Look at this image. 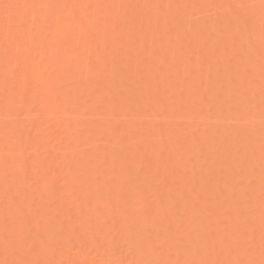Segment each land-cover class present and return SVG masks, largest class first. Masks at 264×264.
Returning <instances> with one entry per match:
<instances>
[{"label":"rangeland","instance_id":"rangeland-1","mask_svg":"<svg viewBox=\"0 0 264 264\" xmlns=\"http://www.w3.org/2000/svg\"><path fill=\"white\" fill-rule=\"evenodd\" d=\"M24 1H27L28 3ZM24 1L0 0V152H3L5 144L11 146L12 141L15 140L19 134L21 135H19V137L21 138L20 140L29 145L28 163L22 170H6L2 163V157H0V261L7 260V258L8 261L18 260L24 258L25 254V258H33L27 254L26 248L24 249V251H21L17 248L18 246H14V244L12 243L13 241L11 238V232H6V229L9 226L15 231L17 236H21V234L25 235L28 233L29 229H31L33 234L39 233L40 235L44 236L46 233V237L49 232L47 229L49 228L47 226L45 227V225H48V221L49 223L51 222L49 224L50 232H60L59 235L62 239V246L56 250H50L51 253H53L54 251L53 255L51 253L45 254L48 253L45 249L41 253V257H39V259H44V257H46L45 259H55L57 255L59 257L62 256L61 258H63L69 255L67 259H60L57 256L58 259L55 260L60 259L71 262V258H73L74 256L73 252L78 250L80 252L82 251V254L83 251H86L87 254L95 251V254H98L95 256L94 252L91 253V256L87 255L89 256L88 259L86 256L80 254L82 257H84V262L85 259H87L88 262L89 258L93 256L94 259L97 256L100 258L101 256H99V254H103V249H100L101 252H99V247H96L100 246L95 238L96 233H98V235L100 236V240L102 241V243H104L106 240V242L104 243L105 245L101 246V248L105 249L106 245L110 247L109 249H111V247H114L112 249L113 253L117 254H112L113 257H119L123 255L122 258H117V260H124V258H126L128 261H130L133 258L132 260L136 261L139 260V258L137 257H139L138 254H140V260L150 258L162 259L166 256V258H163V260L174 262L173 259H175V261L178 260L176 258H178V256L180 255L177 256V254H174V252H172L177 257L173 256L174 258L172 257L171 259H169V257L172 254L168 253V255L166 253V255H164L167 251H164L165 249H167L165 245L169 246V242L167 244L165 243L167 241L171 242L173 239H179L183 242L181 246H175L171 243L172 247L175 250L172 247H168L169 251H175L179 254L181 253V260H184V258L195 259V257L198 260H200L201 257V259L205 260L234 259L235 252L233 251H236V249L240 248L242 251L239 250L236 253L239 252L240 256L241 253H245L244 256L247 258L242 256L243 259L245 258V260H247L248 257L249 259L250 257H258L260 254L259 252H261V238L257 239V237L261 236V218L262 212H264V201H262L261 197L262 189H259L261 188V183L259 184V182H261L260 179L262 174V166H264V127H262L261 124L260 113L262 109V96L260 75V41L258 25V37L256 36L255 40V51L250 55L247 50H245L247 48L246 44L243 45L244 48L241 46L239 47L238 45L233 47L232 40L229 35H227L226 28L216 22V17L218 15H222V13L216 8L205 7V5L220 2V0H196L199 6H197L195 1L192 0H145L147 1V3L144 4V0H93L95 2L94 6H92L95 8L93 11L92 7L90 9L91 3H89V7L88 5L85 6L86 3L83 5V8H86V11H84L82 10V6L80 5V3L83 1L80 2V0H73L79 3V5L76 3L77 7L75 6V8H78L80 6L78 9H81L79 10L80 13L78 12V9H76L74 14V9H72L74 5L71 6L72 8L69 6L71 4V1L68 3L66 2L68 5L65 4V1L67 0ZM86 1L84 0V2ZM254 1L251 0V2H254L258 7L255 8L256 10L253 9L251 11L258 20L260 0ZM24 3H26L27 5H37V7H19L7 10L3 7L4 4L26 5ZM41 4L53 5L54 7L41 8L39 7V5ZM168 4H170V8L167 9L169 11H165V6H167ZM191 5H193L194 7ZM66 8H71V10L73 11L70 12L68 10L67 12ZM88 9H90V11ZM69 12L73 15L68 14ZM81 12H85V14H81ZM77 14L79 16L75 17L77 16ZM105 14L107 16H110L111 18L109 17L110 19H108ZM69 15L72 17L71 20ZM8 16L13 17V23L11 24L10 32L9 25L7 26L8 23H6L8 22ZM22 16L23 19L20 20ZM114 16L115 18H113ZM32 17L37 18L35 19V23H33ZM84 17L87 20L90 19L89 22H87ZM76 19H82L83 22H81L80 20L76 21ZM85 21L87 24H84ZM165 21H167V26H165L166 24L164 25ZM110 22H114L115 26L113 27V29L111 27L113 23ZM168 22L170 24H168ZM88 23H90L91 25ZM109 24H111V26L108 27ZM220 28L221 30L225 29V31H221ZM61 29L62 31H60ZM105 29H108V33L104 31ZM110 29L114 32L112 31L110 33ZM197 29L199 32L197 31L196 33ZM67 30L71 31L67 32ZM103 31L105 32V34H103L105 36L100 34ZM120 31H124V35L122 33H119ZM81 32H84L83 35L81 34ZM63 33H66L65 35L67 37V33H70V36L65 39V37L62 36ZM93 33L95 34V38L97 37L96 33L98 36H103L102 40L106 38L105 44L108 45H106L107 48L105 47L104 49L105 45L100 46L98 41L99 38L98 40L95 39L96 41L94 39L91 40V43L88 42L90 39L87 41L89 37H86L85 35L88 34L87 36H90ZM12 34L14 35L12 36ZM79 34L82 35H80V38L83 36L85 37L80 39L78 36ZM149 34H151V36H149ZM218 35L220 36V38ZM29 36H33V39H31V37L29 38ZM147 37H150V39L155 38L153 39L154 42H152V40L150 41L154 43V47L159 46L156 55L152 54V52L155 53L156 50L154 51L153 48L151 50V48H149L151 47V45L149 47L148 45H146L147 48L143 46L144 44H146L144 42ZM158 37H162L163 40L165 39V37H168L166 38L167 40L169 38H173L172 40H170L171 44L168 45L169 47H171V49L166 46L167 40L163 41L162 39H158ZM78 38L81 41L78 40V42ZM147 39L149 40V38ZM141 40H143L144 42L142 41V44L140 45L139 43ZM211 41H215V43ZM226 41H228L230 45L226 43ZM96 42L98 43L97 47L93 45ZM224 42L226 43V45L220 46V44H225ZM163 44L168 48H166ZM173 44L174 47H179L172 50ZM90 45H92V48L90 47ZM79 47L81 49H87L88 47L92 49H90L92 53L87 49V52L91 53V55H89L90 57L87 54V56L89 57L88 59L90 60L91 58L90 63L89 60L88 62H84L85 60L87 61V59L84 60V50H82L83 54H79ZM142 47H145V49L141 50ZM17 48H19L20 50L19 53H16ZM149 49L151 50V52L149 51ZM166 49L168 50L166 51ZM215 49H217L216 52H214ZM6 50L9 56L13 54L18 55L20 60L22 61V69L18 73L16 79L15 91L18 94L22 93L24 95H27L31 101L35 100L34 96L37 95L48 97L51 101L50 103L42 106L44 110H42V107L40 109L45 114V118L43 123L39 125L40 128L38 127V129L34 127V112L30 111L28 107H22L18 109L17 106L11 105L8 100L9 93L12 91V89H6L3 84L6 71ZM147 51H149V53ZM164 51H166L167 55ZM202 51H204V53ZM242 51L245 52L243 53ZM94 53L98 54L96 55ZM206 53H208L209 56ZM171 54L174 57L171 56ZM87 56L85 55L86 58ZM82 57L84 61L82 60L81 64H83L82 66H84V69L79 63L80 61L76 62L78 60H81ZM162 57L164 58L162 59ZM217 59H220L221 61L218 60L219 63H217ZM160 60L162 61V63L159 62L160 66H158L162 67L161 69H159V67L157 66V68L155 67L156 63L158 64L157 61ZM105 61L107 63V66L104 65ZM154 61H156L155 65L154 63H152ZM72 62L73 64L76 63L75 65H77L78 63L77 67L73 65ZM135 62L137 63V65ZM173 62L175 66L176 63L177 65L179 63L186 64H184L183 66H176V71V67L173 65ZM134 63L136 66L133 67ZM34 64L37 65L35 66ZM147 65H151V67L149 66L150 69L148 67H145ZM189 65L194 69V71L196 68L198 70L196 69L195 72L192 70L191 72V69H187ZM192 65L194 66L192 67ZM230 65L232 67H230ZM25 66L30 68L26 69ZM33 66L37 67V69L40 68L38 69V71L40 72H38L37 69ZM85 66L87 68H89L90 66V68H92V66H94V70L89 74V70H87V73V71L85 70ZM153 66L158 71H156L154 68L151 69ZM170 66H174V68H168ZM249 67H254L256 73L254 78L251 79L247 75V72L250 69ZM100 68L103 69V71H101ZM98 69H100L99 72H103V75L100 74L101 79L99 80L97 79V76L99 75L95 76L96 72L99 74ZM181 69H183V73ZM26 70L29 71L27 72ZM187 70H190V73H188L189 71L187 72ZM207 73H210L209 75H212L210 76L211 78L208 77L210 78L209 81L208 78L205 77L206 75H208ZM106 74H108L106 76V79L109 75L113 77L111 79L108 78L109 80H113L112 82L110 81L111 83L109 81L107 82L105 77H103ZM161 75L164 78H162ZM213 76L215 79H213ZM227 76L229 81L226 79ZM204 77L206 79V86L204 84ZM102 79L105 80L103 81ZM182 79L186 84L184 83V81H182ZM163 80L164 82H166L165 86L163 85L164 82L162 83ZM211 80L213 81L211 82ZM254 80L255 82H252ZM146 82L149 85L146 84ZM158 82L162 83L161 85L164 88H162ZM155 83L156 86L158 83V86L164 89V94L161 93V88L155 86ZM171 83L172 86H174L173 84H175L174 89L173 87H169ZM20 84L26 85V92L22 91L19 88L21 87L19 86ZM183 85L185 87H182ZM146 86H148L147 88L149 89H146ZM166 86L170 92L167 91L168 89H165ZM178 86H181V91H183L182 94H180L181 91H179L180 87ZM194 86L196 89L194 88ZM102 89L103 91L100 92V90ZM27 91L29 92L27 93ZM189 91L190 95L188 96ZM201 91L205 92V94L203 93L204 95H201ZM24 92L27 94H25ZM97 94L99 96H97ZM218 94H221L219 98H217ZM141 95L143 97H141ZM193 95L195 96V98ZM101 96L105 97V102L103 101L104 98ZM205 96L207 97L205 98ZM203 99H205V101ZM154 100H157V103ZM162 100L164 102L167 101L168 103L165 104ZM153 101L156 103H154L155 105L151 104V102ZM158 101H161L162 105L160 102L158 103ZM112 103L115 105L117 104V107H112ZM179 103L181 106L183 105V107H181ZM168 104H170V106H168ZM256 104L259 107L256 106ZM160 105H164V107H161ZM248 105L249 107H247ZM114 107H116L117 109H114ZM108 108H111V110H113L111 111ZM9 109L11 110L9 111ZM13 110L16 112H13ZM21 110L23 111V115L17 118V113ZM82 111H84V113H82ZM187 111L188 113H186ZM245 113L247 115H245ZM195 116L198 118L196 119ZM29 119L31 120L29 121ZM191 119H193V121H191ZM29 125H31V127ZM67 128L69 130H65ZM38 130L40 132V138L34 139L35 137H37ZM155 134H157V136ZM158 135H160L159 138ZM79 138L81 140H77ZM137 138H140L141 140L137 141ZM196 138L198 139L195 140ZM36 142H38V144ZM48 144L53 145L50 146L51 149L47 148V146L49 147ZM145 145H147L146 147L150 151L147 150ZM33 146L35 148L37 146V151L35 150V148H33ZM43 149H47L48 151H44ZM50 150H52V153L54 155L61 151L58 154H63V157H61L64 159L60 158L61 160L59 159V162L56 163L60 156L57 154V157H53L52 153L49 152ZM159 150H162L163 154L161 153L162 155L157 158V152H159ZM173 150L176 151L174 152L176 154H172L173 156L175 155L174 157L170 155L171 151ZM48 152L49 154H47ZM167 152L170 153L166 154ZM254 153L255 155H251ZM50 154L52 158H50ZM142 154H144L143 157ZM165 154L167 156L166 159H168L167 161L165 159ZM64 155H67V157ZM169 158L172 159L169 160ZM175 158L177 160L179 158L181 161H176ZM183 158H185V160H183ZM139 159L140 162H138ZM161 159L164 160L162 161ZM186 159L189 161H187ZM48 160L49 162L52 160V164L56 163L55 165H58V169H56V166L54 169H52L54 167L52 164V168L47 167L48 165L46 164L49 163ZM35 161L37 165L35 164ZM60 163L61 165L59 166ZM159 163H161V167H159L160 170H158L157 168V166H159ZM71 164L74 165L71 166ZM79 165H82L81 168ZM191 166L193 168H191ZM123 167L125 168V170L122 171ZM154 167L159 171V175L158 173H156L157 176L154 175ZM47 168H49V171L47 170ZM52 170L55 172H53ZM119 170L121 172L120 174L124 172L121 175V178L124 179L125 182L121 181L122 179L120 181L117 180L119 178H116L117 181L113 180L115 179V175H120ZM51 172L53 174H51ZM59 172H61L60 175ZM74 172L77 175L80 173L82 174L76 177H79V179L81 178L87 181H92V179L99 180H94V182H91L93 183V186L90 184V182H87V184L82 180H80L82 183H78L77 179V181L73 179V177L75 178L76 176ZM97 172L100 173V175L97 174ZM165 172H169L168 174L170 175V179L173 180L174 178L173 181L176 182L177 180V182H171L172 180L167 177L168 175H164ZM95 173L97 176L101 177L91 178L93 176H96ZM61 174L65 175L61 176ZM52 175L56 176L54 180L63 178V181H67L70 185H64L65 183L62 180H60L61 182L58 180L59 183L55 186V184L53 183H55L57 181L56 180L52 182V185L55 187V189H53L54 187H51L50 190L49 187L51 184L47 185L48 181L46 180V178L50 179L51 177V179H53ZM161 175H163V179L161 178ZM35 176H39V179H42L43 177L44 180L36 181L35 183V180L38 179L34 178ZM112 176L114 178H111V183H107V180V182L104 181V179H106L107 177ZM68 177L72 178L73 181ZM84 177H87L88 179H84ZM251 177L253 178L252 180L250 179ZM141 179L142 181H140ZM161 179L164 181H162ZM235 179L240 180L236 182ZM188 180L192 185H190L191 189L189 188L190 186L187 185ZM247 180L249 181V183ZM45 181H47V183H45ZM95 181L98 182L99 185L101 184V186H98V188L103 187L102 185H106V183L108 184L106 187L104 186L105 188L103 187L105 190L99 188L100 191L102 190V193H99V191H97L98 188H96L97 184H95ZM118 181L123 183V185L119 184ZM191 181L194 183V186ZM185 182H187V184ZM44 183L47 185L45 187L55 194H52L54 196H52L53 198H50V191L43 190L45 189L42 186L44 185ZM115 183H118L119 187L114 186L116 185ZM89 185H91V187H89L92 191L91 196L94 194L96 196L93 197L97 198L93 200H97L101 204L97 205L95 204L96 202L93 203L90 200L92 199V197L89 196L91 192L90 190H88ZM63 186L66 188H63ZM168 186L169 190L172 189L170 193L167 192ZM219 186H222L224 189L222 187L219 188ZM256 187L257 189L255 190ZM120 188H122L121 191ZM79 189L82 191L84 190L85 194ZM140 189H142V191ZM189 189L192 193L189 192ZM230 189L232 190L230 191ZM258 189L260 192L258 191ZM64 190L65 192L69 190L66 193L71 196L72 194L70 193H72L73 191H79L77 193H79L80 195H76V200L73 199L75 202L73 201L74 203H70L72 200H70L71 196L67 198L68 196L66 197L64 195L65 193L63 194V196H59L62 195ZM138 190H140V193L143 192L142 195L144 194L143 196L140 195V198L134 195V192H137ZM242 191L244 193L247 191V195L246 193L245 195H242L241 193L239 194V192ZM103 192H106L107 195ZM255 192L256 194H259L258 199L257 197L254 198L253 196ZM73 193L76 194V192ZM167 193L169 196H166ZM171 193L172 195H170ZM81 194H84L82 195L83 197L77 199L79 198L78 196H81ZM55 196L56 198L59 196L58 198L60 200L55 199ZM87 196L91 197L89 199L91 205H85L88 199L86 201H84V199ZM117 196H121L122 200L118 199ZM144 196L146 197L142 198ZM107 197L109 199H107ZM175 197H178L179 200ZM102 198L104 199V201ZM169 198L171 199V201H179L178 204L175 202H173V204H171V202L166 203L168 202L167 199ZM138 199H142L144 204H142L141 200H139L140 203L137 202ZM164 199H166L167 201L165 202ZM180 199H183V201ZM61 200H64L65 203L63 202L62 204H60L59 202H61ZM76 201L78 202V204L80 202L79 205L83 208L81 210L80 207V211L82 212H78L77 208L79 207V205L76 203ZM108 201L110 202V204ZM161 202L164 203L162 204ZM66 203L69 205L67 206ZM193 203L197 205L193 206ZM58 204L60 208L57 206ZM70 204L72 207L70 206ZM117 204L120 205V207H118ZM175 204L177 206H173ZM60 205L62 206V210ZM102 206L104 208H102ZM105 206H107L106 211ZM9 207L11 208L9 209ZM69 207L74 210L71 211ZM93 208L97 209H94L93 212ZM109 208L111 209L107 211ZM147 209L148 212L145 211ZM143 210L148 214L146 218H142L143 214L141 213H145L143 212ZM67 211L68 213L65 214V212ZM126 212L129 215V218H127L131 221L129 222L130 224L126 223L129 221L128 219L126 221V218L124 217V214ZM130 212L132 214H130ZM94 213L95 215L98 213L99 216L98 214L96 215L98 217H95L94 215L92 219L91 214ZM118 213L121 215L118 216ZM158 213H160V215L163 213V215L159 216ZM42 214H44V216ZM67 215L70 217V219ZM207 215L209 217H207ZM46 216L49 219H47ZM112 216L113 218H111L110 220V217ZM155 216L156 218H154ZM236 216L238 217L236 218ZM95 218L98 219L96 220ZM157 218L160 220H158ZM231 218H234V222H232ZM256 218H258V221ZM118 219H120V221ZM124 219L126 222L123 221ZM145 219H147V223L151 219V221L149 222L150 228L148 226V228L145 227ZM246 219H248L249 222H247ZM61 221H65L64 223H61L62 230H60L61 228H59V230L57 228L56 231V229L54 228L57 226L59 227L58 223ZM81 222L87 225L84 224V227H80L82 226ZM74 223H76V225H79L77 226L79 228L75 227L74 230L76 232L74 231V234L72 235L71 233H73V229L70 230L69 225H73ZM110 223H113L111 225L112 228L120 227L121 229H112L111 226H109ZM122 223L128 224L129 229L127 230V232L126 230H123V228H127H125L126 225L125 227L122 226ZM43 225V229L45 228L44 231L46 232L42 230ZM231 225L234 226V228H232L233 230L231 229L232 231H230V228L232 227ZM101 226H103L105 230H103V227ZM20 228L24 231H21ZM257 228H259L260 230H258ZM106 229H112V231L115 233L114 236L112 235L113 233L111 231L108 232L110 234H106ZM69 230L71 231V235L69 234ZM84 230L89 231L86 232ZM96 230H100L101 232H98ZM134 230L137 234H135ZM170 230H172V237L170 236ZM42 231L44 232V234ZM118 231L120 232L118 233ZM213 231L214 233H216V235L213 233ZM222 231L224 232V234L220 236ZM122 232L124 233L122 234ZM86 233H88V235ZM149 233H151V239L154 244L161 249L158 257L149 258L150 255H148L144 250H142L143 253H140V248L132 247L135 244H133V242L137 238H139L141 235L147 236ZM6 235L9 236V242L7 245L5 244ZM168 235L171 239L167 237ZM183 236H185V238ZM216 236L218 237V239H216ZM219 236H224L225 238H223V240L227 237V240L225 241H228V239L229 241L230 239L234 240L231 242H233V244L239 243L240 246H237L236 249L233 248L232 251H229L228 248L226 249L225 244L222 243L223 241H221L222 239ZM120 237H125L126 239L124 238V240ZM161 238L164 241L165 239L167 241H165L164 243ZM109 239H111V241ZM219 239H221L220 242H218ZM107 240L110 242H108ZM214 240L215 242L217 240V242H213ZM10 241H12L11 244ZM113 241H115L116 243L114 244ZM126 241L132 243H130L129 245V242H127L128 244L124 243ZM159 241H162L163 243H160ZM190 241L191 243H189ZM249 241H251V244H249ZM102 243L100 244L102 245ZM110 244L111 246H109ZM126 244L128 246H126ZM188 244L189 246H187ZM215 244H218V246H215L216 248L214 247ZM163 245L164 248L166 247L165 249L161 248ZM134 246H136V244ZM13 247H16L17 249ZM193 247H197V250L199 249L198 251L201 253V255L196 250V248H194L195 250L193 251ZM14 249H16V251ZM90 249H92V251ZM107 249L106 253L109 256L108 253L112 250L107 252ZM179 249H181V252L179 251ZM88 250L90 251L88 252ZM43 254H45L46 256H42ZM125 254L126 257H124ZM4 255H6V259L4 258ZM49 255L50 257H52L49 258ZM78 255L77 257L73 258L75 261L78 260ZM98 257L95 260L92 258L90 260H94V262L96 261L97 263L95 262V264H101L102 262H100V259L103 257H101L100 259ZM109 257L111 258L112 256ZM130 257L132 258L130 259ZM237 257L239 258V256ZM258 258L262 257L259 256ZM107 259L108 258L106 256V260ZM255 260L258 264L259 260ZM90 262L93 263L92 261ZM79 263L81 264V262Z\"/></svg>","mask_w":264,"mask_h":264},{"label":"snow or ice","instance_id":"snow-or-ice-1","mask_svg":"<svg viewBox=\"0 0 264 264\" xmlns=\"http://www.w3.org/2000/svg\"><path fill=\"white\" fill-rule=\"evenodd\" d=\"M3 7L7 9L19 8V7H37V5H19V4H4ZM41 8L54 7L53 5L41 4ZM205 7H211L218 9L222 15L216 17V22L223 25L227 34L232 40L233 46L247 45V52L251 55L255 51V40L257 36V25L259 29V41H260V75H261V96H262V109H261V124L264 127V0H260L259 3V19L251 10L255 9L257 5L252 3L251 0H220ZM9 32L11 31V24L13 19L8 16ZM33 23H35V17H33ZM19 48L16 49V53H19ZM6 71L4 77V87L6 89L11 88L12 91L9 93L8 100L10 104L17 106L18 108L28 107L30 111L35 113L34 127L38 128L43 123L45 114L40 110L42 106L50 103L48 97H42L37 95L35 102L31 101L27 95L18 94L15 91L16 79L19 71L22 69V61L18 55L7 54L5 56ZM248 77L254 78L255 70L254 67L250 68L247 72ZM26 87V85H23ZM23 115V111L17 113V118ZM40 133H37L39 139ZM29 145L25 144L19 139V135L15 140L12 141L11 146L5 144L4 150L0 153L2 157V163L6 170H22L28 163ZM261 197L264 201V166H262L261 174ZM262 230H261V260L259 264H264V212H262ZM11 232V238L14 246H18V249L23 251L27 249L29 256L33 258H21L18 260H4L0 261V264H71L69 261L55 260V259H39L41 253L45 249L56 250L62 246V239L58 233H48L47 236L40 235L39 233L33 234L29 229L27 235L17 236L15 231L9 226L6 232ZM97 243H102L100 236L96 237ZM9 242V236H5V244ZM115 244L116 242L113 241ZM132 243V242H130ZM134 243L138 248L144 250L151 257H158L161 249L157 247L151 239V233L147 236L141 235L137 238ZM171 243L175 246H181L182 241L179 239H173ZM225 246L232 251L234 244L231 241L222 242ZM251 244V241H249ZM102 264H257L253 259H225V260H205V259H185L177 260L175 262L162 260V259H143L136 261L127 260H112L104 261Z\"/></svg>","mask_w":264,"mask_h":264},{"label":"bare ground","instance_id":"bare-ground-1","mask_svg":"<svg viewBox=\"0 0 264 264\" xmlns=\"http://www.w3.org/2000/svg\"><path fill=\"white\" fill-rule=\"evenodd\" d=\"M18 1H19V0H18ZM22 1H24V0H22ZM70 1H71V2H70ZM75 1H76V0H75ZM75 1H73V0H69V1L67 0V1H65V4H67L68 2L71 3V4L69 3V4H70V5H69L70 7H71L72 5H74L73 8L71 7L72 9H74V11L71 10V8H70V9H67V8H66L67 12H68V10H69L70 12L73 11V14H74L75 10L78 9V8L80 7V6H79L78 8H75V6L77 7V4L79 5V3L75 2ZM81 1H83V2H81ZM85 1H86V0H85ZM89 1H90V2H89ZM91 1H93V0H88V1H86V2H84V0H80V2H81L80 5L82 6V10L86 11V10H85L86 8H83V5H84L85 3H86L85 6L88 5V7H89V3H91V5H90V9H91V7L94 6V4H95L94 1H93V2H91ZM144 1H145V0H144ZM144 1H143V4H144V3H147V1H145V2H144ZM186 1H187V0H186ZM190 1H191V0H190ZM192 1H195V3L197 4L196 0H192ZM202 1H205V0H202ZM253 1H254V0H253ZM24 2H27V1H24ZM66 2H67V3H66ZM78 2H79V1H78ZM254 2H255V1H254ZM254 2H253V3H254ZM27 3H28V2H27ZM76 3H77V4H76ZM92 3H93V4H92ZM257 3H258V2H257ZM259 3H260V2H259ZM22 4H23V3H22ZM24 4H26V3H24ZM75 4H76V5H75ZM26 5H27V4H26ZM28 5H29V4H28ZM67 5H68V4H67ZM67 5H66V6H67ZM118 5H119V4H118ZM158 5H159V4H158ZM169 5H170V4H168L167 6H165V7H166V8H165V9H166L165 11H169V10H167V9L170 8ZM186 5H187V4H186ZM186 5H185V6H186ZM202 5H203V4H202ZM64 6H65V5H64ZM69 6H68V7H69ZM85 6H84V7H85ZM191 6H193V5H191ZM197 6H199V5L197 4ZM88 7H87V8H88ZM193 7H194V6H193ZM257 7H258V6H257ZM179 8H180V7H179ZM90 9H88V10L90 11ZM94 9H95V8L92 7V11H93ZM119 9H120V7H119ZM185 9H186V8H185ZM189 9H190V8H189ZM18 10H19V9H18ZM79 10H81V9H78V12L80 13ZM88 10H87V11H88ZM255 10H256V9H255ZM257 10H258V9H257ZM15 11H17V10H15ZM70 12H69L68 14H70ZM118 12H119V11H118ZM19 13H20V12H19ZM24 13H25V12H24ZM82 13L85 14V12H81V14H82ZM219 13H220V12H219ZM8 14H9V13H8ZM73 14H70V15H73ZM95 14H96V13H95ZM70 15H69V16H70ZM105 15H106V14H105ZM114 15H116V14H114ZM165 15H166V14H165ZM213 15H214V14H213ZM6 16H7V15H6ZM24 16H25V15H24ZM78 16H79V15L77 14V16H75V17H78ZM91 16H92V12H91ZM106 16H107V15H106ZM117 16H118V14H117ZM117 16H116V17H117ZM17 17H18V16H17ZM75 17H74V18H75ZM107 17H108V19L111 18L110 16H107ZM109 17H110V18H109ZM12 18H13V17H12ZM19 18H20V17H19ZM32 18H33V17H32ZM71 18H72V17L70 16V20H71ZM84 18H85V17H84ZM87 18H88V17H87ZM113 18H115V16H114ZM21 19H23V16L20 18V20H21ZM35 19H37V18L35 17ZM85 19H86V18H85ZM85 19H84V20H85ZM79 20H80L81 22H83L82 19H78V20L76 19V21H79ZM86 20H87V19H86ZM89 20H90V19H88L87 22H89ZM93 20H94V19H93ZM6 21H7V19H6ZM73 21H74V19H73ZM91 21H92V20H91ZM6 23H8V22H6ZM76 23H77V22H76ZM110 23H113V24H112V26H111V24H109L108 27L111 26L112 29H113V27L115 26V25H114V22H110ZM166 23H167V21L164 22V25H165ZM84 24H87L86 21H85ZM88 24H90V23H88ZM105 24H106V23H105ZM157 24H158V23H157ZM168 24H170V23L168 22ZM78 25H79V24H78ZM82 25H83V24H82ZM90 25H91V24H90ZM106 25H107V24H106ZM106 25H104V26H106ZM154 25H155V24H154ZM7 26H8V24H7ZM165 26H167V24H166ZM222 26H223V25H222ZM65 27H66V26H65ZM188 27H190V26H188ZM4 28H5V27H4ZM63 28H64V27H63ZM79 28H80V27H79ZM104 28H105V27H104ZM150 28H151V27H150ZM198 28H199V27H198ZM218 28H219V27H218ZM65 29H66V28H65ZM65 29H64V30H65ZM185 29H186V28H185ZM195 29H196V28H195ZM207 29H208V28H207ZM110 30H111V29H110ZM110 30H109V32L111 33L113 30H111V31H110ZM187 30H188V29H187ZM211 30H212V29H211ZM215 30H216V29H215ZM215 30H214V31H215ZM220 30H221V28H220ZM220 30H219V31H220ZM223 30L225 31V29H223ZM223 30H221V31H223ZM60 31H62V29H61ZM70 31H71V30H70ZM70 31L67 30V32H70ZM104 31H105L106 33H108V29H105ZM104 31L101 32L100 34H102V35L105 34ZM197 31H198V29L196 30V33H197ZM217 31H218V30H217ZM226 31H227V30H226ZM113 32H114V31H113ZM198 32H199V31H198ZM210 32H211V31H210ZM16 33H17V32H16ZM83 33H84V32H81L82 35H83ZM119 33H122V34H123L124 31H123V32L120 31ZM215 33H216V32H215ZM65 34H66V33H65ZM65 34H64V33L62 34V36L65 37V39L68 38V37L70 36V33H69V34L67 33L68 37H67ZM81 34L78 35L79 38H80V35H81ZM98 34H99V33H98ZM116 34H118V33H116ZM160 34H161V33H160ZM180 34H181V33H180ZM219 34H220V33H219ZM224 34H225V32H224ZM5 35H6V34H5ZM13 35H14V34H12V36H13ZM15 35H18V34H15ZM30 35H32V34H30ZM82 35H81V36H82ZM87 35H88V34H87ZM87 35H85L86 37H89V38L87 39V41L90 39L88 42L91 43V40H93V39H94V40H95V39L98 40V38H99L98 41H99L100 46H104V45H105V46H104V49H105V47L107 48L108 45L105 44V39H106V38L104 37L105 39L102 40V39H103V36H105V35H103V36H102V35H99V36H98L97 33H96V36H97L96 38H95V34H94V33L90 35L91 37H90V36H87ZM93 35H94V36H93ZM120 35H121V34H120ZM123 35H124V34H123ZM125 35H126V34H125ZM182 35H183V34H182ZM227 35H228V34H227ZM85 36H83V37H85ZM92 36H93L94 38H93ZM100 36H102V37H100ZM126 36H127V35H126ZM145 36H146V35H145ZM149 36H151V34H149ZM160 36H162V35H160ZM160 36H159V37H160ZM163 36H164V34H163ZM165 36H166V35H165ZM191 36H192V35H191ZM211 36H212V35H211ZM218 36H219V35H218ZM30 37H31V36H29V38H30ZM32 37H33V36H32ZM32 37H31V39H33ZM83 37H81V38H83ZM141 37H142V36H141ZM159 37H158V39H162V37H161V38H159ZM189 37H190V36H189ZM208 37H209V36H208ZM216 37H217V36H216ZM257 37H258V36H257ZM53 38H54V37H53ZM79 38L77 39V41L81 39V38H80V39H79ZM143 38H145V37H143ZM147 38H149V40H148ZM147 38H146V39H147L149 42L145 39V42H144L143 40H141L139 44L141 45V44H142L141 42L143 41L144 43H146V44H144L143 46L146 47V45H148V47H149V46L151 45V47H149V48H151V50H152V48H153L154 51L156 50L155 53L152 52V54H155V55H156V52H158L157 50H158L159 46H158V47H156V46L154 47V43H152V42H154L153 39H155V38H152V39H150V37H147ZM163 38H164V37H163ZM166 38H168V37H165V39H164V40L162 39V40L165 41V40H167ZM219 38H220V36H219ZM219 38H218V40H219ZM133 39H134V38H133ZM172 39H173V38H172ZM172 39L169 38V39L166 41V44H167L166 46H168L169 44H171V41H170V40H172ZM193 39H194V38H193ZM257 39H258V38H257ZM70 40H71V39H70ZM100 40H101V43H100ZM150 40H152V42H151ZM162 40H159V41H162ZM195 40H196V39H195ZM207 40H208V39H207ZM227 40H228V39H227ZM77 41H76V42H77ZM80 41H81V40H80ZM95 41H96V40H95ZM95 41H94V42H95ZM102 41H104V42H102ZM168 41H169L170 43H169ZM31 42H32V40H31ZM78 42H79V41H78ZM78 42H77V43H78ZM203 42H204V41H203ZM211 42L215 43V41H211ZM222 42H223V41H222ZM0 43H1V42H0ZM103 43H104V44H103ZM106 43H107V41H106ZM149 43H150V44H149ZM159 43H160V42H159ZM178 43H179V42H178ZM192 43H193V42H192ZM224 43H225V42H224ZM226 43H228V41H226ZM226 43H225V44H220V46H221V45H226ZM87 44H88V43H87ZM95 44H96V45H95ZM102 44H103V45H102ZM207 44H208V43H207ZM228 44H229V43H228ZM93 45L97 47V46H98V43L96 42V43H94ZM106 45H107V46H106ZM152 45H153V46H152ZM156 45H157V44H156ZM159 45H160V44H159ZM161 45H162V44H161ZM163 45H164V44H163ZM188 45H189V44H188ZM210 45H211V43H210ZM229 45H230V44H229ZM232 45H233V44H232ZM232 45H231V46H232ZM91 46H92V45H90V47H91ZM164 46H165V45H164ZM166 46H165V47H166ZM208 46H209V45H208ZM238 46H239V45H238ZM81 47H83V46H81ZM139 47H140V46H139ZM145 47H144V48L142 47L141 50H142V49H145ZM165 47H164V48H165ZM168 47H169V46H168ZM168 47H166V48H168ZM178 47H179V46H178ZM178 47H177V48H178ZM225 47H226V46H225ZM233 47H234V46H233ZM239 47H240V46H239ZM239 47H238V48H239ZM79 48H80V47H79ZM91 48H92V47H91ZM91 48L88 47L87 49H88L89 51H91V50H92ZM94 48H95V47H94ZM102 48H103V47H102ZM146 48H147V47H146ZM160 48H161V47H160ZM164 48H163V49H164ZM175 48H176V46L174 47V44H173V48H172V50L175 49ZM177 48H176V49H177ZM182 48H183V47H182ZM215 48H216V47H215ZM229 48H230V47H229ZM238 48H237V50H238ZM243 48H244V47H243ZM87 49H86V48H82V49L80 48V49H79V51H80L79 54H81V53L83 54V51H82V50H84V54H83L84 56H83V57H84V60L87 59V61H86V60L84 61V60H83V57H82L81 60H78V61H76V62H79V61H80V62H79L80 64L82 63V60H83L84 62H88V60H89L88 58L90 57L89 55H91L92 51H91V53H90V52H87V51H88ZM90 49H91V50H90ZM169 49H171V47H169ZM222 49H223V48H222ZM225 49H227V48H225ZM240 49H241V48H240ZM240 49H239V50H240ZM246 49H247V48H246ZM246 49H245V50H246ZM96 50H97V49H96ZM147 50H148V49H147ZM151 50L149 49L150 52H151ZM167 50H168V49H166V51H167ZM172 50H171V51H172ZM181 50H183V49H181ZM195 50H196V49H195ZM216 50H217V49H215L214 52H216ZM81 51H82V52H81ZM149 51H147V52L149 53ZM160 51H161V50H160ZM166 51H164V52L166 53ZM224 51H225V50H224ZM240 51H241V50H240ZM85 52H86V54H85ZM178 52H179V51H178ZM193 52H194V51H193ZM202 52L204 53V51H202ZM212 52H213V51H212ZM212 52H211V54H212ZM242 52H243V51H242ZM244 52H245V51H244ZM244 52H243V53H244ZM170 53H171V52H170ZM172 53H173V52H172ZM87 54H88L89 57L87 56ZM94 54H96V53H94ZM97 54H98V53H97ZM97 54H96V55H97ZM206 54H208V53H206ZM85 55L87 56V58L85 57ZM99 55H100V54H99ZM149 55H151V54H149ZM166 55H167V53H166ZM108 56H109V55H108ZM158 56H159V55H158ZM171 56H173V55L171 54ZM208 56H209V54H208ZM213 56H214V55H213ZM249 56H250V55H249ZM52 57H53V56H52ZM95 57H96V56H95ZM97 57H99V56H97ZM173 57H174V56H173ZM173 57H172V58H173ZM205 57H206V56H205ZM163 58H164V57H162V59H163ZM198 58H199V57H198ZM206 58H207V57H206ZM218 58H219V57H218ZM221 59H223V58H221ZM90 60H91V58H90ZM90 60H89V63L91 62ZM108 60H109V59H108ZM108 60H106V61H108ZM153 60H157V59H153ZM218 60H220V59H217V63H219ZM71 61H73V60H71ZM106 61L104 62V65L107 66ZM110 61H111V59H110ZM172 61H175V60H172ZM220 61H221V60H220ZM222 61H223V60H222ZM42 62H44V61H42ZM42 62H41V63H42ZM69 62H70V61H69ZM133 62H134V61H133ZM136 62H137V61H136ZM136 62H135V63H136ZM155 62H156V61H154V62H152V63H154V65H155ZM157 62H158V64L156 63L155 67H156V66L159 67V66H160L159 64L162 63L161 60H160V61H157ZM159 62H160V63H159ZM187 62H188V61H187ZM105 63H106V64H105ZM135 63L133 64V67L137 65V63H136V65H135ZM39 64H40V63H39ZM72 64H73V62H72ZM75 64H76V63H75ZM75 64H73V65H75ZM184 64H186V63H184ZM184 64L179 63L178 65H182V66H183ZM242 64H243V63H242ZM249 64H250V63H249ZM34 65H35V64H34ZM36 65H37V64H36ZM36 65H35V66H36ZM73 65H72V66H73ZM77 65H78V63H77ZM77 65H75V66L77 67ZM82 65H83V64H81V66H82ZM145 65H146V64H145ZM158 65H159V66H158ZM163 65H164V64H163ZM173 65L175 66L174 62H173ZM178 65H177V63H176V66H177V67H178ZM28 66H29V65H28ZM35 66H33V67H35ZM38 66H39V65H38ZM102 66H103V63H102ZM149 66L151 67V65H149ZM149 66L147 65V66H145V67H148V68L150 69ZM164 66H165V65H164ZM174 66H172V67L170 66V67H168V68H174ZM176 66H175V67H176ZM193 66H194V65H192V67H193ZM222 66H223V65H222ZM248 66H249V65H248ZM25 67H26V66H25ZM31 67H32V66H31ZM82 67H83V69H84V66H82ZM85 67H86V66H85ZM88 67H89V66H88ZM90 67H91V66H90ZM90 67H89V68H87V67L85 68L86 71L89 70V74L91 73V71L94 70V68H93L94 66H92L93 69L90 68ZM104 67H105V66H104ZM157 67H156V68H157ZM177 67H176V71H177ZM185 67H186V65H185ZM189 67H190V65L187 67V69H191V72H192V70L194 71L193 68H191V67L189 68ZM223 67H224V66H223ZM230 67H232V66L230 65ZM27 68H30V67H26V69H27ZM35 68L37 69V67H35ZM153 68H154V66H153L151 69H153ZM161 68H162V67H159V69H161ZM249 68H250V67H249ZM38 69H40V68H38ZM38 69H37V71H38ZM91 69H92V70H91ZM100 69H101V68H100ZM100 69H98V72L100 71ZM154 69H155V68H154ZM178 69H179V68H178ZM196 69H197V68H196ZM196 69H195V71H196ZM227 69H228V68H227ZM155 70H156V69H155ZM170 70H171V69H170ZM174 70H175V69H174ZM181 70H182V73H183V69H181ZM181 70H180V71H181ZM197 70H198V69H197ZM209 70H210V69H209ZM209 70H208V71H209ZM246 70H247V69H246ZM22 71H23V70H22ZM26 71H27V70H26ZM28 71H29V70H28ZM28 71H27V72H28ZM32 71H34V70H32ZM86 71H85V72H86ZM96 71H97V70H96ZM101 71H103V69H101ZM146 71H147V70H146ZM150 71H152V70H150ZM153 71H154V70H153ZM156 71H158V70H156ZM156 71H155V73H156ZM184 71H186V70H184ZM188 71H189V72H188ZM195 71H194V72H195ZM19 72H20V71H19ZM27 72H26V73H27ZM38 72H40V71H38ZM38 72H37V74H38ZM187 72L190 73V70H187ZM257 72H258V71H257ZM87 73H88V71H87ZM179 73H180V72H179ZM258 73H259V72H258ZM258 73H257V75H258ZM34 74H35V73H34ZM94 74H95V73H94ZM94 74H93V75H94ZM100 74L103 75V72H102V73L99 72V74L96 72V74H95V76H96V75H99V76H97V79H98V80L101 79ZM207 74H208V75L205 76V77H207V78L210 77V76H212V75H209L210 73H207ZM255 74H256V73H255ZM107 75H108V74L104 75L103 77H105V79H106V76H107ZM182 75H183V74H182ZM31 76H32V74H31ZM41 76H42V75H41ZM161 77H162V75H161ZM205 77H204V79H205ZM108 78H109V79L113 78L111 75H109V76L107 77L106 80H107V82H108V81H109V82H110V81H111V82L113 81V80H109ZM162 78H164V77H162ZM210 78H211V77H210ZM210 78H208V81H209ZM221 78H222V77H221ZM240 78H241V77H240ZM105 79H102V80L104 81ZM213 79H215L214 76H213ZM226 79L228 80V76H227ZM232 79H233V78H232ZM35 80H36V79H35ZM164 80H165V79H164ZM164 80L162 81V83L164 82ZM191 80H192V79H191ZM224 80H225V79H224ZM182 81H184V80L182 79ZM192 81H193V80H192ZM192 81H191V82H192ZM202 81H203V80H202ZM212 81H213V80H211V82H212ZM228 81H229V80H228ZM27 82H28V81H27ZM111 82H110V83H111ZM147 82H148V81H147ZM147 82H146V84H148ZM160 82H161V81H160ZM160 82H158V83L161 85L162 83H160ZM179 82H180V81H179ZM198 82H199V81H198ZM198 82H197V84H198ZM205 82H206V79H205V81H204V84H205ZM238 82H239V81H238ZM252 82H255V80L252 81ZM259 82H260V81H259ZM21 83H22V82H21ZM104 83H105V82H104ZM158 83H157V86H156V83H155V86H156V87H159V88L162 87V88H164L162 85H161V87L158 86ZM165 83H166V82H164V84H163L164 86H165ZM169 83H170V82H169ZM182 83H183V82H182ZM184 83H185V81H184ZM192 83H193V82H192ZM216 83H217V82H216ZM38 84H39V83H38ZM108 84H109V83H108ZM180 84H181V83H180ZM185 84H186V83H185ZM194 84H195V83H194ZM204 84H202V85H204ZM1 85H2V84H1ZM22 85H23V84H20L19 86H21V87H19V88H20L22 91H25L26 89H25V87H23ZM148 85H149V84H148ZM173 85H174V86H172V83H171V85H170L169 87H173V89H174L175 84H173ZM178 85H179V84H178ZM191 85H192V84H191ZM206 85H207V84H205V86H206ZM259 85H260V84H259ZM176 86H177V84H176ZM243 86H244V85H243ZM147 87H148V86H146V89H149V88H147ZM178 87H180V90H179V89H177V90L181 91V90H182V89H181V86H178ZM182 87H185V86L183 85ZM191 87H193V86H191ZM23 88H24V89H23ZM162 88L160 89V91H162L161 93H163V91H164V89H162ZM189 88H190V87H189ZM194 88H195V86H194ZM201 88H202V87H201ZM204 88H205V87H204ZM0 89H1V88H0ZM165 89H168L167 86L165 87ZM195 89H196V88H195ZM213 89H214V88H213ZM231 89H232V88H231ZM248 89H249V88H248ZM16 90H17V89H16ZM32 90H33V89H32ZM158 90H159V89H158ZM186 90H188V89H186ZM189 90H190V89H189ZM202 90H203V89H202ZM206 90H208V89H206ZM216 90H217V89H216ZM250 90H251V89H250ZM101 91H103V89L100 90V92H101ZM167 91H169V89H168ZM179 91H178V92H179ZM25 92H26V91H25ZM25 92H24V93H25ZM28 92H29V91H27V93H28ZM100 92H99V93H100ZM169 92H170V91H169ZM213 92H214V91H213ZM224 92H225V91H224ZM27 93H25V94H27ZM99 93H98V94H99ZM103 93H104V92H103ZM182 93H183V91L180 92V94H182ZM203 93L205 94V92H202V91H201V95H202ZM220 93H221V92H220ZM98 94H97V96H99ZM163 94H164V93H163ZM163 94H162V95H163ZM185 94H186V93H185ZM195 94H196V93H195ZM204 94H203V95H204ZM216 94H217V92H216ZM189 95H190V91H189L188 96H189ZM199 95H200V94H199ZM220 95H221V94H218L217 98H219ZM222 95H223V94H222ZM103 96H104V94H103ZM103 96H101V97H103ZM193 96H194V95H193ZM208 96H209V95H208ZM214 96H215V95H214ZM35 97H36V96H34V98H35ZM141 97H143V96L141 95ZM201 97H202V96H201ZM206 97H207V96H205V98H206ZM215 97H216V96H215ZM221 97H222V96H221ZM252 97H253V96H252ZM103 98H104L103 101L105 102V97H103ZM139 98H140V97H139ZM189 98H190V97H189ZM194 98H195V96H194ZM211 98H212V97H211ZM217 98H216V99H217ZM248 98H249V97H248ZM32 99H33V98H32ZM161 99H162V97H161ZM185 99H186V98H185ZM208 99H209V98H208ZM99 100H100V98H99ZM181 100H182V99H181ZM203 100L205 101V99H203ZM218 100H219V99H218ZM33 101H35V100H33ZM154 101H156V103H157V100H154ZM154 101L151 102V104L155 105L156 103H155ZM162 101H163V100H162ZM165 101H166V100H165ZM183 101H184V100H183ZM192 101H194V100H192ZM197 101H198V100H197ZM247 101H248V100H247ZM100 102H101V101H100ZM104 102H103V103H104ZM159 102L161 103V101H158V103H159ZM163 102H164V101H163ZM113 103H114V101H113ZM113 103L111 104V106H112V107H113V106H116V107H117V104L115 105V104H113ZM154 103H155V104H154ZM164 103L167 104L168 102L166 101V102H164ZM185 103H186V102H185ZM193 103H194V102H193ZM197 103H198V102H197ZM197 103H196V104H197ZM165 104H164V105H165ZM181 104H182V101H181ZM190 104H191V103H190ZM11 105H12V104H11ZM153 105H151V106H153ZM161 105H162V103H161ZM161 105H160V106H161ZM164 105L161 106V107H164ZM179 105H180V103H179ZM179 105H178V106H179ZM165 106H166V105H165ZM168 106H170V104H168ZM180 106H181V105H180ZM190 106H191V105H190ZM222 106H223V105H222ZM222 106H221V108H222ZM254 106H255V105H254ZM256 106H258V105L256 104ZM7 107H8V105H7ZM13 107H14V106H13ZM112 107H111V108H112ZM116 107H114V109H117ZM181 107H183V105H182ZM247 107H249V105H248ZM258 107H259V106H258ZM258 107H257V108H258ZM111 108H108V109L111 110ZM156 108H157V106H156ZM158 108H159V106H158ZM165 108H166V107H165ZM168 108H169V107H168ZM188 108H189V107H188ZM188 108H187V109H188ZM193 108H194V107H193ZM193 108H192V109H193ZM7 109H8V108H7ZM18 109H20V108H18ZM189 109H190V108H189ZM243 109H245V108H243ZM10 110H11V109H9V111H10ZM42 110H44L43 107H42ZM112 110H113V109H112ZM112 110H111V111H112ZM247 110H248V109H247ZM253 110H255V109H253ZM256 110H257V109H256ZM190 111H191V110H190ZM13 112H16V111L13 110ZM257 112H258V111H257ZM82 113H84V111H82ZM186 113H188V111H187ZM186 113H185V114H186ZM249 113H250V112H249ZM260 113H261V112H260ZM258 114H259V113H258ZM187 115H188V114H187ZM245 115H247V114L245 113ZM183 116H185V115H183ZM188 116H189V115H188ZM183 118H184V117H183ZM195 118L197 119L198 117L195 116ZM244 118H246V117H244ZM193 119H194V117H193ZM193 119H191V121H193ZM30 120H31V119H29V121H30ZM34 120H35V119H34ZM26 121H27V120H26ZM195 121H196V120H195ZM115 123H116V122H115ZM163 123H164V122H163ZM116 124H117V123H116ZM29 126L31 127V125H29ZM67 126H68V125H67ZM69 126H70V124H69ZM39 128H40V126H39ZM41 128H42V127H41ZM59 128H60V127H59ZM68 128H69V127H68ZM68 128L65 129V130H69V129H70V128H69V129H68ZM22 129H24V128H22ZM37 129H38V128H37ZM56 129H57V128H56ZM29 130H30V129H29ZM61 130H62V129H61ZM72 130H73V129H72ZM246 130H247V129H246ZM30 131H31V130H30ZM44 131H45V130H44ZM37 132H39V130H38ZM39 133H40V132H39ZM73 133H74V132H73ZM163 133H164V132H163ZM43 134H44V133H43ZM47 134H48V133H47ZM54 134H55V132H54ZM248 134H249V133H248ZM0 135H1V134H0ZM19 135H20V134H19ZM66 135H67V134H66ZM155 135L157 136V134H155ZM20 136H21V135H20ZM46 136H47V135H46ZM75 136H76V135H75ZM159 136H160V135H158V138H159ZM162 136H163V135H162ZM168 136H169V135H168ZM248 136H249V135H248ZM248 136H247V137H248ZM43 137H44V136H43ZM66 137H67V136H66ZM139 137H140V136H139ZM141 137H142V136H141ZM77 138H78V137H77ZM154 138H155V136H154ZM156 138H157V137H156ZM158 138H157V139H158ZM261 138H262V137H261ZM0 139H1V137H0ZM19 139H21V138L19 137ZM50 139H51V138H50ZM64 139H65V138H64ZM67 139H68V138H67ZM70 139H71V137H70ZM75 139H76V137H75ZM75 139H74V140H75ZM143 139H144V138H143ZM197 139H198V138H196L195 140H197ZM28 140H29V139H28ZM59 140H60V139H59ZM77 140H81V139L79 138V139H77ZM138 140H141V139H140V138H137V141H138ZM159 140H161V139H159ZM193 140H194V139H193ZM62 141H63V140H62ZM142 141H144V140H142ZM142 141H141V142H142ZM255 141H256V140H255ZM259 141H260V139H259ZM74 142H75V141H74ZM261 142H262V141H261ZM3 143H4V142H3ZM36 143L38 144V142H36ZM137 143H138V142H137ZM137 143H136V144H137ZM142 143H143V142H142ZM144 143H146V142H144ZM262 143H263V142H262ZM75 144H76V143H75ZM122 144H124V143H122ZM48 145H49V144H48ZM1 146H2V145H1ZM37 146H38V145H37ZM37 146H36V148L33 146V148H35V150H36V149H37ZM40 146H42V145H40ZM50 146H53V145H49V147L47 146V148L51 149ZM137 146H138V145H137ZM146 146H147V145H145V147H146ZM262 146H263V145H262ZM43 147H45V146H43ZM75 147H77V146H75ZM122 147H123V146H122ZM250 147H251V146H250ZM53 148H54V147H53ZM146 148H147V147H146ZM251 148H252V147H251ZM262 148H263V147H262ZM0 149H1V148H0ZM40 149H41V147H40ZM174 149H175V148H174ZM43 150L45 151V150H47V149H43ZM147 150H148V148H147ZM162 150H164V149H162ZM162 150H159V152H157V155H158L157 158H159V156L163 154V153H162ZM36 151H37V150H36ZM47 151H48V150H47ZM47 151H46V152H47ZM55 151H56V150H55ZM58 151H60V150H58ZM58 151H57V152H58ZM148 151H150V150H148ZM49 152L52 153V150H50ZM49 152H48L47 154H49ZM60 152H61V151H60ZM60 152H58V153H60ZM144 152H145V151H144ZM146 152H147V151H146ZM163 152H165V151H163ZM174 152H176V151H175V150L171 151V154H170V155H172V154H176V153H174ZM248 152H249V151H248ZM250 152H251V151H250ZM0 153H1V152H0ZM58 153H57V154H58ZM161 153H162V154H161ZM169 153H170V152H167L166 154H169ZM255 153H256V152H255ZM255 153H254V154H251V155H255ZM258 153H259V152H258ZM57 154L54 155V154L52 153V156H53V157H54V156L57 157ZM61 154H62V153H61ZM145 154H146V153H145ZM166 154H165V159H166V157H167ZM58 155H59V154H58ZM62 155H63V154H62ZM62 155H59L60 157L58 156L59 158H58V161H57L56 163H58V162H59V159L63 157ZM68 155H69V154H68ZM70 155H72V154H70ZM170 155H169V156H170ZM177 155H178V154H177ZM243 155H245V154H243ZM260 155H261V154H260ZM61 156H62V157H61ZM64 156L67 157V155H64ZM143 156H144V154H142V157H143ZM148 156H149V155H148ZM169 156H168V157H169ZM172 156H173V155H172ZM174 156H175V155H174ZM174 156H173V157H174ZM179 156H180V155H179ZM56 157H55V158H56ZM66 157H65V158H66ZM140 157H141V156H140ZM154 157H155V156H154ZM173 157H172V158H173ZM244 157H245V156H244ZM246 157H247V155H246ZM258 157H259V155H258ZM258 157H256V158H258ZM261 157H262V156H261ZM46 158H48V157H46ZM50 158H52V157H51V154H50ZM50 158H49V160H50ZM161 158H163V157H161ZM172 158H171V159H172ZM181 158H182V156H181ZM62 159H64V158H62ZM141 159H142V158H141ZM171 159L169 158V160H171ZM175 159H176V158H175ZM210 159H211V158H210ZM49 160H48V162H49ZM54 160H56V159H54ZM54 160H53V161H54ZM60 160H61V159H60ZM66 160H67V159H66ZM66 160H65V161H66ZM158 160H159V159H158ZM161 160H162V159H161ZM163 160H164V159H163ZM163 160H162V161H163ZM167 160H168V159H166V161H167ZM173 160H174V159H173ZM183 160H185V158H183ZM186 160H187V159H186ZM195 160H196V159H195ZM258 160H259V159H258ZM51 161H52V160H51ZM51 161H50L48 164H46V165H48L47 167H49V168H52L51 164H52L53 162H51ZM159 161H160V160H159ZM162 161H161V162H162ZM166 161H164V162H166ZM174 161H175V160H174ZM176 161H181V160L178 158V160L176 159ZM187 161H189V160H187ZM214 161H215V160H214ZM62 162H63V161H62ZM62 162H61V163H62ZM123 162H124V159H123ZM138 162H140V159H139ZM156 162H157V161H156ZM168 162H169V161H168ZM212 162H213V161H212ZM56 163L52 164V165L54 166L52 169H54L55 166H56V169H58V168H57L58 165H55ZM61 163L59 164V166L61 165ZM70 163H71V162H70ZM72 163H73V162H72ZM141 163H142V161H141ZM154 163H155V162H154ZM35 164L37 165L36 161H35ZM35 164H34V165H35ZM62 164H63V163H62ZM160 164H161V163H159V164H158L159 166H157L158 170H160V169H159V167H161ZM36 165H35V166H36ZM49 165H50L51 167H50ZM72 165H74V164H71V166H72ZM162 165H163V164H162ZM67 166H68V165H67ZM79 166H80V165H79ZM81 166H82V165H81ZM81 166H80V168H81ZM84 166H85V165H84ZM138 166H139V165H138ZM148 166H149V165H148ZM179 166H180V165H179ZM214 166H215V165H214ZM33 167H34V166H33ZM68 167H69V166H68ZM49 168H47L48 171H49ZM64 168H65V167H64ZM64 168H63V169H64ZM157 168L154 167V169H155V171H154V175H156V176H157L156 173L159 172V171L157 170ZM191 168H193V167L191 166ZM191 168H190V169H191ZM56 169H55V170H56ZM123 170H125L124 167L122 168V171H123ZM193 170H194V169H193ZM193 170H192V171H193ZM52 171H53V170H52ZM61 171H62V170H61ZM192 171H191V172H192ZM196 171H198V170H196ZM219 171H220V170H219ZM243 171H244V170H243ZM53 172H55V171H53ZM66 172H68V171H66ZM70 172H71V171H70ZM75 172H76V171H75ZM75 172H74V174H75ZM125 172H126V171H125ZM194 172H195V171H194ZM60 173H61V172H59V175H60ZM77 173H78V172H77ZM120 173H121V172H120V170H119V174H120ZM123 173H124V172H123ZM123 173H122V174H123ZM168 173H169V172H168ZM168 173L165 172L164 175H165V176L168 175L167 177L170 179V177H169L170 175H169ZM200 173H201V172H200ZM51 174H53V173L51 172ZM97 174L100 175V173H98V172H97ZM122 174H120V175H118V174L115 175V176H114L115 179H113V178H114L113 176H112V177H107L106 179L103 178V179H104V181L107 180V181H108V182L106 181L107 183H111V181H110L111 178H112L113 180H116V178H119V179H117V180L120 181V180L122 179V178H121V175H122ZM170 174H171V173H170ZM47 175H49V174H47ZM64 175H65V174H64ZM64 175L61 174V176H64ZM75 175H76V176H75ZM75 175H72V176H75V178L73 177V179H75V180L77 179L78 181H77V180H76V181H77L78 183H79V182L82 183V182L80 181V180H82V181H85L86 183H87V182H90V184L93 186V183H91V182H94V180H96V179H92V181H90V180L87 181V180H83V179H81V178L79 179V177L76 178L77 176L82 175L81 173L78 174V175H77V174H75ZM95 175H96V173H95ZM158 175H159V173H158ZM193 175H194V174H193ZM52 176H53V175H52ZM67 176H68V175H67ZM69 176H70V175H69ZM72 176H71V177H72ZM118 176H119V177H118ZM162 176H163V175H161V178L163 179ZM165 176H164V177H165ZM172 176H173V175H172ZM198 176H199V174H198ZM55 177H56V176H53V177H52L53 179H51V177H50V179H49V178H48V179L46 178V180L48 181V183H47V181H45V183H47V185H50V184H51L50 187H49L50 190H51V187H52V188L54 187V186L52 185V182H54V181L57 180V179L54 180ZM58 177H59V176H58ZM95 177L97 178V177H99V176L96 175V176H93V177H91V178H95ZM100 177H101V176H100ZM100 177H99V178H100ZM124 177H125V176H124ZM174 177H175V176H174ZM196 177H197V176H196ZM34 178H36V179L38 178V179H39L40 177H39V176H38V177L35 176ZM61 178H62V177H61ZM68 178H70V177H68ZM91 178H90V179H91ZM171 178H172V177H171ZM257 178H258V177H257ZM38 179L35 180V183H36V181L44 180L43 177H42V179H39V180H38ZM73 179L70 178V180H72V181H73ZM84 179H88V178H87V177H86V178L84 177ZM142 179H143V178H142ZM142 179H141L140 181H142ZM162 179H161V180H162ZM165 179H166V178H165ZM247 179H248V178H247ZM250 179L252 180L253 178L251 177ZM250 179H249V180H250ZM51 180H53V181H51ZM58 180H59V181H60V180L63 181V178H62V179L59 178ZM58 180H57L55 183H53V184H55V186L59 183ZM66 180H68V179H66ZM97 180H99V179H97ZM97 180H96V181H97ZM113 180H112V181H113ZM117 180H116V181H117ZM161 180H160V181H161ZM170 180H172V179H170ZM173 180H174V178H173ZM173 180H172L171 182H174V183L177 182L176 179H175L176 182L173 181ZM231 180H232V179H231ZM239 180H240V179H238V180L235 179L236 182L239 181ZM260 180H261V179H260ZM96 181H95V184H97V185H96V186H97L96 188H98V186H101V184L99 185L98 182H96ZM101 181H102V180H101ZM119 181H118V182H119ZM121 181H124V179H122ZM138 181H139V180H138ZM138 181H137V182H138ZM162 181H164V180H162ZM219 181H220V180H219ZM219 181H218V182H219ZM233 181H234V180H233ZM247 181H248V180H247ZM258 181H259V180H258ZM42 182H44V181H42ZM60 182H61V181H60ZM63 182L65 183V184L63 183L64 185H70L67 181H63ZM69 182H70V181H69ZM77 182H76V183H77ZM124 182H125V181H124ZM187 182H188V184H187ZM187 182H185V183H186L187 185L190 186L191 184L189 183V180H188ZM191 182H192V181H191ZM38 183H40V182H38ZM38 183H37V184H38ZM45 183H44V185H42V186L45 188V189H43V190L50 191V190H48V189L45 187V186H47ZM66 183H68V184H66ZM73 183H74V182H73ZM100 183H101V182H100ZM104 183H105V182H104ZM104 183H103V184H104ZM107 183H106V185H102V186H103V187H104V186L106 187V186L108 185ZM113 183H114V182H113ZM192 183H193V182H192ZM248 183H249V181H248ZM260 183H261V182H259V184H260ZM42 184H43V183H42ZM83 184H84V183H83ZM87 184H88V183H87ZM115 184H116V183H115ZM119 184L123 185V183H121V182H119ZM172 184H173V183H172ZM183 184H184V183H183ZM183 184H182V185H183ZM75 185H76V184H75ZM91 185H89L88 188L91 187ZM112 185H114V184H112ZM137 185H138V183H137ZM142 185H143V184H142ZM142 185H141V186H142ZM184 185H185V184H184ZM71 186H73V185H71ZM71 186H70V187H71ZM114 186L119 187L118 183H117L116 185H114ZM191 186H192V185H191ZM191 186L189 187L190 189H191ZM193 186H194V183H193ZM258 186H259V185H258ZM103 187H99V188H100V189L102 188V190H105V189H104L105 187H104V188H103ZM170 187H171V186H170ZM183 187H185V186H183ZM186 187H187V186H186ZM221 187H222V186H221ZM221 187L219 186V188H221ZM260 187H261V184H260ZM63 188H66V187L63 186ZM75 188H76V187H75ZM82 188H83V187H82ZM88 188H87V189H88ZM96 188H95V189H96ZM99 188H98V189H99ZM115 188H116V187H115ZM135 188H136V187H135ZM140 188H141V187H140ZM187 188H188V187H187ZM222 188H223V187H222ZM53 189H55V187H54ZM68 189H69V188H68ZM73 189H74V188H73ZM73 189H72V190H73ZM98 189H97V191H99V193H100L102 190L100 191V189H99V190H98ZM116 189H117V188H116ZM121 189H122V188H120V191H121ZM133 189H134V188H133ZM190 189H189V192H190ZM223 189H224V188H223ZM223 189H222V190H223ZM256 189H257V187L255 188V190H256ZM259 189L261 190V188H259ZM259 189H258V191H259ZM39 190H40V188H39ZM41 190H42V189H41ZM69 190H70V189H69ZM69 190H68V191H69ZM76 190H78V189H76ZM79 190H80V189H79ZM88 190L91 191L90 188H89ZM118 190H119V188H118ZM135 190H136V189H135ZM140 190L142 191V189H140ZM140 190H138L137 192H136V191L134 192V195H136V197H138V198H140V197H141L140 195H142V193H143V192L140 193V192H139ZM143 190H144V189H143ZM167 190H168V191H167ZM167 190H166V191L170 193V191H171L172 189L169 190V186H168V189H167ZM231 190H232V189H230V191H231ZM240 190H241V189H240ZM22 191H23V190H22ZM68 191H66V192H68ZM80 191L83 192V193L85 194V191H84V190H83V191L80 190ZM166 191H165V192H166ZM219 191H220V190H219ZM236 191H238V190H236ZM40 192H41V191H40ZM50 192H51V193H50V195H51L50 198H53L54 196H53L52 194H54V193H52V191H50ZM54 192H55V191H54ZM66 192H65V190H64V192L62 193V195H59V196H63V194L65 193L64 195H65L66 197L68 196L67 198H69V196H71V195L67 194ZM73 192H76V194H74ZM73 192L70 193V194H72L71 197L74 196L73 198L70 197V200L72 199L71 202L69 201L70 203H74V202H75L74 200H76L75 196L79 194V193H77V192H79V191H73ZM138 192H139V193H138ZM206 192H208V191H206ZM223 192H224V191H223ZM225 192H226V191H225ZM246 192H247V191H246ZM246 192H245V193H246ZM253 192H254V191H253ZM253 192H252V193H253ZM259 192H260V191H259ZM32 193H33V191H32ZM91 193H92V191L90 192V195H89L88 193H87V194H88L89 196H91ZM101 193H102V192H101ZM103 193H104V192H103ZM105 193H106V192H105ZM105 193H104V194H105ZM120 193H121V192H120ZM135 193H137V194H135ZM190 193H192V192H190ZM220 193H221V192H220ZM240 193H241L242 195H245V193H244L243 191H242V192H239V194H240ZM257 193H258V192H257ZM73 194H74V195H73ZM84 194H81V196H78L79 198H77V199H80V197H83L82 195H84ZM87 194H86V195H87ZM138 194H139V195H138ZM200 194H201V193H200ZM54 195H55V194H54ZM79 195H80V194H79ZM106 195H107V193H106ZM143 195H144V194H143ZM143 195H142V196H143ZM170 195H172V193H171ZM227 195H228V194H227ZM227 195H226V196H227ZM246 195H247V193H246ZM249 195H250V194H249ZM255 195H256V196H255ZM258 195H259V194H256V192H255V194H254L253 196H254V198L257 197V199H258ZM48 196H49V195H48ZM52 196H53V197H52ZM59 196H58V197H59ZM93 196H96V195L93 194V195L91 196L92 199H90L91 197H88V196H87L88 198H87V197H86V198L84 197L85 199H84V198H82V199H84V201H86L87 199H88V200L90 199L93 203L96 202L95 204H97V205H98V204H101V203H99L97 200L94 201L93 199H95L96 197H93ZM139 196H140V197H139ZM166 196H169L168 193H167ZM200 196H201V195H200ZM232 196H233V195H232ZM40 197H41V196H40ZM58 197L56 198V196H55V199L60 200ZM76 197H77V196H76ZM103 197H104V196H103ZM108 197H109V196H108ZM108 197H107V199H109ZM117 197H118V199H121V196H117ZM145 197H146V196H144V197H142V198H145ZM170 197H171V196H170ZM189 197H190V195H189ZM60 198H61V197H60ZM64 198H65V197H64ZM67 198H66V199H67ZM98 198H99V197H98ZM105 198H106V197H105ZM167 198H168V197H167ZM175 198H178V197H175ZM3 199H4V198H3ZM5 199H6V198H5ZM66 199H65V200H66ZM73 199H74V200H73ZM96 199H97V198H96ZM102 199H103V198H102ZM107 199H106V200H107ZM169 199H170V198H169ZM169 199H167L168 202H166V201H167L166 199H164V200H165L166 203L171 202V204H173V202H175V203L178 204V202H179V201H176V200H175V201H171V199H170V200H169ZM172 199H173V198H172ZM187 199H188V196H187ZM88 200L86 201L87 203H85V205H87V204H90V205H91L90 200H89V201H88ZM121 200H122V199H121ZM139 200H141L142 204H144L143 201H142V199H138L137 202H139ZM178 200H179V198H178ZM180 200L183 201V199H180ZM73 201H74V202H73ZM78 201H79V200H78ZM103 201H104V199H103ZM63 202L65 203L64 200H63V201L61 200V202H59V203L62 204ZM88 202H90V203H88ZM97 202H98V203H97ZM108 202H109V201H108ZM135 202H136V201H135ZM144 202H145V201H144ZM180 202H181V201H180ZM225 202H226V201H225ZM76 203L78 204L77 201H76ZM93 203H92V204H93ZM139 203H140V202H139ZM161 203H162V202H161ZM163 203H164V202H163ZM163 203H162V204H163ZM166 203H165V204H166ZM222 203H224V202H222ZM1 204H2V203H1ZM66 204H67V203H66ZM66 204H65V205H66ZM77 204H76V205H77ZM79 204H80V202H79ZM79 204H78V205H79ZM104 204H105V203H104ZM109 204H110V202H109ZM183 204H184V203H183ZM186 204H187V203H186ZM255 204H256V203H255ZM68 205H69V204H67V206H68ZM102 205H103V204H102ZM117 205H118V204H117ZM139 205H141V204H139ZM166 205H167V204H166ZM184 205H185V204H184ZM194 205H195V204L193 203V206H194ZM196 205H197V204H196ZM196 205H195V206H196ZM199 205H200V204H199ZM57 206L59 207V204H58ZM60 206H61V205H60ZM70 206H71V204H70ZM108 206H109V205H108ZM144 206H145V205H144ZM173 206H177V205L175 204V205H173ZM234 206H235V205H234ZM64 207H65V206H64ZM71 207H72V206H71ZM71 207H69L70 210H71V211L74 210V209H72ZM80 207H81V206L79 205V207L77 208L78 212H82V211H80ZM106 207H107V206H105V211H106ZM118 207H120V205H118ZM118 207H117V208H118ZM141 207H142V206H141ZM232 207H233V206H232ZM235 207H236V206H235ZM10 208H11V207H9V209H10ZM59 208H60V207H59ZM67 208H68V207H67ZM73 208H74V207H73ZM97 208H98V207H97ZM97 208H93V212H94V209H97ZM100 208H101V207H100ZM102 208H104V207L102 206ZM229 208H230V207H229ZM233 208H234V207H233ZM237 208H238V207H237ZM75 209H76V208H75ZM82 209H83V208L81 207V210H82ZM98 209H99V208H98ZM110 209H111V208H109L107 211H109ZM140 209H141V208H140ZM142 209H143V208H142ZM0 210H1V209H0ZM7 210H8V209H7ZM58 210H59V209H58ZM61 210H62V206H61ZM100 210H102V209H100ZM119 210H120V208H119ZM257 210H258V209H257ZM3 211H4V210H3ZM65 211H66V210H65ZM114 211H115V210H114ZM145 211L148 212V209L145 210ZM145 211L143 210V212H145ZM215 211H216V210H215ZM78 212H77V213H78ZM100 212H103V211H100ZM116 212H117V210H116ZM118 212H120V211H118ZM146 212H145V213H141V214H143V215H142V218H143V217L146 218V216L148 215ZM6 213H7V211H6ZM66 213H68V211L65 212V214H66ZM104 213H105V212H104ZM114 213H115V212H114ZM126 213H127V212H126ZM126 213H125V214H126ZM69 214H70V213H69ZM97 214H98V213H97ZM97 214H96V215H97ZM125 214H124V217L126 218V221H127V219L129 218V215H128V213H127L126 216H125ZM130 214H132V213L130 212ZM145 214H146V215H145ZM158 214H159V216L163 215V213H162L161 215H160V213H158ZM158 214H156V215H158ZM42 215L44 216V214H42ZM91 215H92L91 218L93 219V216L95 215V213H94V214H91ZM96 215H95V217H98V216H99V214H98V216H96ZM104 215H105V214H104ZM120 215H121V214L118 213V216H120ZM43 216H42V217H43ZM67 216H68V215H67ZM70 216H71V215H70ZM100 216H101V213H100ZM122 216H123V212H122ZM122 216H121V217H122ZM166 216H167V215H166ZM215 216H216V215H215ZM127 217H128V218H127ZM207 217H209V216L207 215ZM237 217H238V216H236V218H237ZM46 218H47V216H46ZM68 218L70 219L69 216H68ZM100 218H101V217H100ZM111 218H113V216L110 217V220H111ZM154 218H156V216H155ZM160 218H161V217H160ZM236 218H235V219H236ZM41 219H42V218H41ZM47 219H49V218H47ZM71 219H72V218H71ZM95 219H96V218H95ZM95 219H94V220H95ZM97 219H98V218H97ZM97 219H96V220H97ZM152 219H153V218H152ZM157 219H158V218H157ZM231 219H232V218H231ZM256 219H257V221H258V218H256ZM39 220H40V219H39ZM65 220H66V218H65ZM113 220H114V219H113ZM118 220L120 221V219H118ZM128 220H129L128 222H126L125 219H124L123 221H125L126 223L131 222L130 219H128ZM146 220H147V219H145V222H144V223H145V227L148 226V227L150 228V226H149V225H150L149 222L151 221V219H150V221H149L148 223L146 222ZM153 220H154V219H153ZM158 220H160V219H158ZM119 221H118V222H119ZM155 221H156V220H155ZM216 221H217V219H216ZM246 221L249 222L248 219H246ZM254 221H256V220H254ZM62 222H63V221H61V222L58 223L59 227L57 226V227L54 228V229H56V231H57V228H58V230H59V228H61L60 230H62V224H61ZM64 222H65V221H64ZM64 222H63V223H64ZM66 222H67V221H66ZM112 222H113V221H112ZM232 222H234V218L232 219ZM50 223H51V222H50ZM50 223H49V221H48V223H47L48 225H45V227L47 226V227L49 228V229L46 228L49 232H50V227H49V224H50ZM76 223H77V222H76ZM76 223L73 224L74 226H73L72 224L69 225L70 230L73 229V230H72L73 233H71V231L69 230V234H70V233H71L72 235L74 234V231H75L74 228L77 227V226H79V225H76ZM81 223H82V222H81ZM113 223H114V222H113ZM113 223H110L109 226H111ZM120 223H121V222H120ZM123 223H124V222H123ZM123 223H122V224H123ZM126 223L123 224L122 226L125 227V225H126L125 228H127V229H124L123 227H122V228H123V230H126V232H127V230L129 229V227H128V224H126ZM45 224H46V223H45ZM84 224H85V223H82V224H81L82 226H80V227H84V226H83ZM129 224H130V223H129ZM152 224H153V223H152ZM152 224H151V225H152ZM232 224H233V223H232ZM64 225H65V224H64ZM75 225H76V226H75ZM85 225H87V224H85ZM94 225H95V224H94ZM94 225H93V226H94ZM114 225H115V224H114ZM67 226H68V224H67ZM70 226H71V227L73 226V227L71 228ZM93 226H92V227H93ZM115 226H116V225H115ZM143 226H144V224H143ZM153 226H154V225H153ZM187 226H188V225H187ZM231 226H232V225H231ZM38 227H39V226H38ZM43 227H44V225L42 226V230L44 231L45 228L43 229ZM85 227H86V226H85ZM90 227H91V226H90ZM101 227H103V226H101ZM148 227H147V228H148ZM167 227H168V226H167ZM77 228H79V227H77ZM77 228H76V229H77ZM107 228H108V227H107ZM111 228H112V226H111ZM113 228H115V227H113ZM113 228H112V229H113ZM116 228H117V230H118V228L121 229L120 227H116ZM116 228H115V229H116ZM165 228H166V227H165ZM168 228H169V227H168ZM232 228H234V226H232V227L230 228V231L233 230ZM20 229H21V228H20ZM96 229H99V228H96ZM102 229L105 230L104 227H103ZM112 229H110V230H109V229H106L107 232L105 231V233L107 234L108 232L111 231V232L113 233L112 235L114 236L115 233L112 231ZM231 229H232V230H231ZM257 229L260 230L259 228H257ZM81 230H82V229H81ZM123 230H122V231H123ZM162 230H164V229H162ZM166 230H168V229H166ZM185 230H186V229H185ZM187 230H188V229H187ZM235 230H236V229H235ZM258 230H256V231H258ZM21 231H24V230L21 229ZM21 231H20V233H21ZM43 231H42V232H43ZM48 231H47V232H48ZM51 231H52V230H51ZM54 231H55V230H54ZM84 231L87 232V231H89V230H84ZM84 231H83V232H84ZM96 231L99 232L100 230H96ZM120 231H121V230H120ZM120 231H118V233H119ZM134 231H135V230H134ZM171 231H172V230H170V233H171L170 236L172 237L173 234H172ZM228 231H229V229H228ZM16 232H17V231H16ZM44 232H46V231H44ZM44 232H43V234H44ZM49 232H48V233H49ZM57 232H58V231H57ZM57 232H56V233H57ZM75 232H76V231H75ZM100 232H101V231H100ZM129 232H130V231H129ZM158 232H159V231H158ZM158 232H157V233H158ZM162 232H163V231H162ZM162 232H161V233H162ZM164 232H165V231H164ZM168 232H169V231H168ZM168 232H167V234H168ZM22 233H23V232H22ZM59 233H60V232H59ZM59 233H58V234H59ZM80 233H81V232H80ZM91 233H92V232H91ZM123 233H124V232H122V234H123ZM170 233H169V234H170ZM208 233H209V231H208ZM208 233H207V234H208ZM210 233H211V232H210ZM213 233H214V231H213ZM218 233H221V232H218ZM259 233H260V232H259ZM23 234H24V233H23ZM69 234H68V235H69ZM71 234H70V235H71ZM86 234L88 235V233H86ZM86 234H85V235H86ZM89 234H90V232H89ZM108 234H110V233H108ZM116 234H117V233H116ZM122 234H121V235H122ZM135 234H137L136 231H135ZM165 234H166V233H165ZM214 234L216 235V233H214ZM222 234H224L223 231H222V233H221L220 236H222ZM19 235H20V234H19ZM21 235H22V234H21ZM25 235H27V234H25ZM45 235H46V233H45ZM45 235H44V236H45ZM83 235H84V234H83ZM95 235H96V237H97L98 233H96ZM174 235H175V234H174ZM257 235H258V234H257ZM260 235H261V234H260ZM81 236H82V234H81ZM101 236H102V234H101ZM113 236H111V237H113ZM119 236H120V235H119ZM124 236H125V235H124ZM133 236H134V235H133ZM133 236H132V237H133ZM160 236H161V234H160ZM213 236H214V235H213ZM220 236H219V237H220ZM89 237H90V236H89ZM96 237H95V238H96ZM105 237H107V236H105ZM111 237H110V238H111ZM165 237H166V236H165ZM167 237H169V235H168ZM183 237L185 238V236H183ZM183 237H182V238H183ZM216 237H217V236H216ZM216 237H213V238H216ZM120 238H121V237H120ZM124 238H125V237H124ZM124 238H121V239H124ZM169 238H170V237H169ZM176 238H177V237H176ZM220 238H221L222 240L219 239L218 242H220V240L223 241V242H224L225 240H227V237H226V239L223 240V238H225L224 236H223V237H220ZM258 238H261V236L257 237V239H258ZM103 239H104V238H103ZM107 239H108V238H107ZM125 239H126V238H125ZM125 239H124V240H125ZM161 239H162V238H161ZM170 239H171V238H170ZM170 239H168V240H170ZM216 239H218V237H217ZM109 240L111 241V239H109ZM162 240H163V239H162ZM107 241H108V240H107ZM110 241H108V242H110ZM121 241H123V240H121ZM163 241H164V240H163ZM165 241H167V240L165 239ZM165 241H164V243H165ZM228 241H229V239H228ZM230 241H234V240H231V239H230ZM11 242H12V241H10V244H11ZM105 242H106V240H105ZM105 242H104V243H105ZM127 242H129V241H126V242H124V243H127ZM159 242L161 243L162 241H159ZM168 242H169V243H168ZM192 242H193V241H192ZM213 242H215V240H214ZM216 242H217V240H216ZM216 242H215V243H216ZM12 243H13V242H12ZM104 243H102V245L99 243L100 246H96L97 248L99 247V248H98L99 252H101V250L103 249V251H102L103 254H99V256L103 257L104 259L101 258V257H100V258H101V259H100V258L97 256V257L100 259V262L117 260V258L120 259V257L122 258L123 255H121V254H120L121 256H119V257L114 256L116 259L113 257V255L117 254V253H115V254L113 253V250H112V249H113L114 247H113V248L111 247V249H109L110 247H108V246L106 245V246H105V249H104V248H101V246L105 245ZM162 243H163V242H162ZM167 243L169 244V246L165 245V244H167ZM187 243H188V241H187ZM189 243H191V241H190ZM232 243H233V242H232ZM127 244H128V243H127ZM127 244H126V246H128ZM133 244H134V242H133ZM165 244H164V245L167 247V249H165L166 247L164 248V245L161 247V248L165 249L164 251L167 250V251L165 252L164 255H166V253H167V254H168V253H169V254H172V255H170V257L168 256L169 259H171L173 256H176V255H174V254H177V256H178V255H180V256H178V258H176V259H178V260H181V259H182V258H181V253L179 254V253H176L175 251H169V248L172 247L170 241H167ZM218 244H219V243H218ZM218 244H215L214 247H215V246H218ZM234 244H235V243H234ZM237 244H238V245H237ZM237 244L234 245V246H235V247H234L235 249H236L237 246H238V247L240 246L239 243H237ZM256 244H257V243H256ZM259 244H260V242H259ZM96 245H97V244H96ZM129 245H130V242H129ZM134 245H135V244H134ZM134 245L132 246L133 248H134V247H137V246H134ZM170 245H171V246H170ZM12 246H13V245H12ZM109 246H111V244H110ZM123 246H124V245H123ZM187 246H189V244H188ZM132 247H130V248H132ZM168 247H169V248H168ZM185 247H186V246H185ZM13 248H16V247H13ZM17 248H18V247H17ZM17 248H16V249H17ZM107 248H108V249H107ZM130 248H129V250H130ZM137 248H138V247H137ZM172 248H173V247H172ZM194 248H196V250H197V247H193V251L195 250ZM215 248H216V247H215ZM255 248H256V247H255ZM16 249H14V250L16 251ZM100 249H101V250H100ZM106 249L108 250L107 252H109L110 250H112V251H111L112 253H111V252L108 253L109 256H112L111 258L107 255V253H106ZM163 249H162V250H163ZM173 249H174V248H173ZM173 249H172V250H173ZM226 249H227V247H226ZM226 249H225V250H226ZM14 250H12V251H14ZM48 250H49V249H46V251H47L48 253H45V252H44V253H45V254H49V253H51L50 250H49V251H48ZM90 250L92 251V249H90ZM90 250H88V252H89ZM95 250H96V249H95ZM139 250H140V249H139ZM139 250H138V253H139ZM174 250H175V249H174ZM198 250H199V249H198ZM198 250H197V251H198ZM232 250H233V249H232ZM239 250H241V248H240V249H236V251H233V252H235V253H234V256H235L234 259H239V258H240V259H241V258L243 259L242 256H244L245 253H241V256H240V253H239V252H238L239 255H238V253H236V252L239 251ZM23 251H24V250H23ZM51 251H52V250H51ZM104 251H105V252H104ZM114 251H115V250H114ZM168 251H169V252H168ZM179 251L181 252V249H179ZM179 251H177V252H179ZM182 251H183V248H182ZM241 251H242V250H241ZM241 251H240V252H241ZM17 252H18V251H17ZM75 252H78V253H75ZM75 252H73V255H74L73 258L77 257V255L79 254V255H78V260L75 261L73 258H71V263H72V264H74V263H75V264H76V263L78 264L79 262H81V264H82V263H83V264H89V263H90V264H93V263L95 264L96 261L94 262V260H95L97 257H95V259H94V256H93V257H90V258H89V261L87 262L88 257L91 256L90 254L93 253V252H94V254H95V253H96L95 251L91 252L90 254H87L86 251H83V254H82V251L80 252L79 250H78V251H75ZM99 252H98V253H99ZM115 252H116V251H115ZM126 252H127V251H126ZM131 252H132V251H131ZM141 252H142V250L140 251V253H141ZM172 252H174V254H173ZM198 252H199V251H198ZM15 253H16V252H15ZM23 253H24V252H23ZM53 253H54V251H53ZM53 253H51V254L53 255ZM104 253H105V254H104ZM110 253H111V255H110ZM142 253H143V252H142ZM163 253H164V252H163ZM163 253H162V254H163ZM195 253H196V252H195ZM259 253L261 254V252H259ZM27 254H28V253H27ZM45 254H43L42 256H44ZM75 254H76V255H75ZM80 254L83 255V256H86V257H87V259H85V262H86V263L84 262V257H82ZM85 254H86V255H85ZM94 254H92V255H94ZM112 254H113V255H112ZM122 254H124V253H122ZM126 254H127V253H126ZM126 254L124 255V257H126ZM169 254H168V255H169ZM182 254H183V253H182ZM199 254L201 255L200 252H199ZM260 254H259V256H261ZM87 255H89V256H87ZM96 255H98V254H95V256H96ZM104 255H105V257H104ZM138 255H139V257H137V258H139V260H140V258H141V257H140V254H138ZM138 255H137V256H138ZM197 255H198V253H197ZM5 256H6V255H4V258H5ZM25 256H26V254H25ZM25 256H24V258H25ZM45 256H46V255H45ZM47 256H48V255H47ZM54 256H56V255H54ZM57 256H58V255H57ZM57 256H56L55 259H58ZM68 256H69V255H68ZM68 256H65V257H63V258H61L62 256H60V257L58 256V257H59L60 259H67ZM106 256H107V258H108L107 260H106ZM177 256H176V257H177ZM182 256H183V255H182ZM237 256H239V258H238ZM257 256H258V255H257ZM259 256H258V257H259ZM39 257H41V256H39ZM39 257H38V258H39ZM51 257H52V256H51ZM51 257H50V255H49V258H51ZM124 257H123V258H124ZM150 257H151V256H149V258H150ZM179 257H180V258H179ZM184 257H185V255H184ZM244 257H245V256H244ZM258 257H256V258H253V257L251 258V257H250V259H253V260L258 259V260L260 261L261 258H258ZM13 258H14V257H13ZM27 258H28V257H27ZM45 258H46V257H44V259H45ZM91 258L94 259V260H90ZM127 258H128V257H127ZM131 258H132V257H130V259H131ZM163 258H164V257H163ZM163 258H162V260H163ZM165 258H166V256H165ZM165 258H164V259H165ZM173 258H174V257H173ZM201 258H202V257H201ZM201 258H200V259H201ZM245 258H247V257H245ZM245 258H244V259H245ZM5 259H6V258H5ZM41 259H42V258H41ZM60 259H59V260H60ZM72 259H73V260H72ZM76 259H77V258H76ZM79 259H81V260H79ZM102 259H103V260H102ZM132 259H133V258H132ZM132 259H131V260H132ZM135 259H136V258H135ZM150 259H153V258H150ZM189 259H190V258H189ZM192 259H193V258H192ZM195 259H196V257H195ZM248 259H249V257H248ZM7 260H8V258H7ZM124 260H127V259L124 258ZM131 260H130V261H131ZM173 260H174V262H175V259H173ZM184 260H185V258H184ZM197 260H198V259H197ZM258 260H257V261H258ZM77 261H78V262H77ZM90 261H92L93 263H91ZM127 261H128V260H127ZM132 261H133V260H132ZM176 261H177V260H176ZM255 261H256V260H255ZM259 261H258V264H259ZM172 262H173V261H172ZM96 263H97V262H96ZM79 264H80V263H79ZM101 264H102V263H101Z\"/></svg>","mask_w":264,"mask_h":264}]
</instances>
